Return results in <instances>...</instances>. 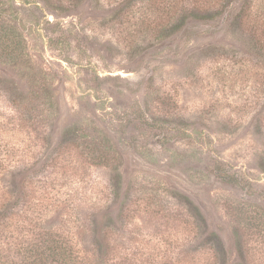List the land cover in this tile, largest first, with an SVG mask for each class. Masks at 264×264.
<instances>
[{
  "label": "rangeland",
  "instance_id": "1",
  "mask_svg": "<svg viewBox=\"0 0 264 264\" xmlns=\"http://www.w3.org/2000/svg\"><path fill=\"white\" fill-rule=\"evenodd\" d=\"M64 262L264 264V0H0V264Z\"/></svg>",
  "mask_w": 264,
  "mask_h": 264
},
{
  "label": "trees",
  "instance_id": "2",
  "mask_svg": "<svg viewBox=\"0 0 264 264\" xmlns=\"http://www.w3.org/2000/svg\"><path fill=\"white\" fill-rule=\"evenodd\" d=\"M1 173H2V171H1ZM213 238H215V240H211V243H213V244H214V243H217V245H221L220 242H219L218 240H216V239H217L216 237H213ZM213 238H212V239H213ZM62 259H63V258H62ZM64 264H66V263L64 262Z\"/></svg>",
  "mask_w": 264,
  "mask_h": 264
}]
</instances>
